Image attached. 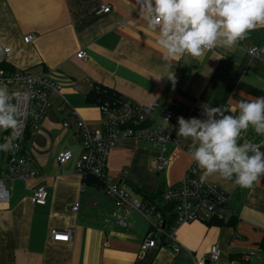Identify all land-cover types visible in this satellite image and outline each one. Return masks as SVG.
Listing matches in <instances>:
<instances>
[{"label": "crops", "instance_id": "crops-1", "mask_svg": "<svg viewBox=\"0 0 264 264\" xmlns=\"http://www.w3.org/2000/svg\"><path fill=\"white\" fill-rule=\"evenodd\" d=\"M103 6L110 11H101ZM143 7L144 0H0V63L6 61L15 71L49 72L61 84V95L53 97V106L26 143L37 176L6 181L10 195L0 203V264H196L208 260L214 244L220 258L207 264H264L259 245L264 236V179L242 188L235 177H207L206 182L231 193L235 224L184 222L174 240L143 249L151 228L147 217L138 210L128 212L79 172L84 148L75 135L77 118L94 130L104 121L99 105L86 99L94 84L139 104H154L151 128L163 123L166 110L172 112L163 128L178 144L168 142L164 150L155 142L126 137L109 150L107 178L143 202L141 191L161 192L178 184L194 161L191 152L199 141L177 133L178 117L206 122L204 106L223 107L224 116L238 117L239 101L264 96V28L249 32L233 48L167 61L158 45L160 28L149 30ZM30 34L36 39L27 43L24 37ZM253 47L258 55L249 53ZM82 49L87 55L77 57ZM168 72H174L175 82ZM155 118L162 119L159 125ZM246 143L264 145V136L250 126L237 140L238 146ZM66 150L73 156L60 163L58 155ZM160 155L168 164L158 172L153 162ZM202 172L198 168L199 176ZM39 187L47 191L45 204L32 197ZM67 228L72 231L70 242L51 238L53 229Z\"/></svg>", "mask_w": 264, "mask_h": 264}, {"label": "built area", "instance_id": "built-area-1", "mask_svg": "<svg viewBox=\"0 0 264 264\" xmlns=\"http://www.w3.org/2000/svg\"><path fill=\"white\" fill-rule=\"evenodd\" d=\"M110 6H103L101 11H110ZM36 35L30 34L24 37L25 42H32ZM5 51H10L9 47ZM249 53L258 55L257 47L249 48ZM87 52L80 50L77 57H85ZM0 84L11 88L10 94L14 96V103L18 109L19 123L16 129H9L7 148L13 145L17 147L7 152V165L0 176V203L9 200L10 189L6 181L13 182L16 179L27 180L37 176L38 171L29 165L30 151L26 148L28 133L33 135L39 123L46 117L53 106V97L61 95V84L54 79L49 72L41 71L33 74L28 71H5L0 70ZM119 103L105 102L99 105L103 117L101 129L94 130L81 118H77L75 135L81 140L84 152L78 161V169L82 176L93 175L102 179L105 183L104 191L112 200L126 208L128 212L138 210L142 212L151 224L142 248L156 247L164 244V239L174 240L176 228L184 222L194 220H220L229 222L233 217L232 195L220 186L208 182L201 183L198 166L195 161L189 167L184 178L176 185L163 191L164 202L174 203L177 213V222L169 230L165 229V221L160 214L156 217L154 207H148L142 200L130 196L118 183H114L106 176L109 150L112 145L126 137H134L139 140L155 142L164 150L166 143L178 144L174 136L164 131V123L172 118V112L166 110L163 114L164 121L156 128L146 127L143 124L152 120L154 104L142 105L133 100L122 98ZM73 114H78L75 110ZM207 114V113H206ZM65 127H71L69 121H64ZM3 131L0 130V134ZM1 140V139H0ZM1 145V141H0ZM260 143L251 144L253 151ZM261 151V148H260ZM73 156L69 150L62 151L58 155L60 163L67 162ZM168 164L164 156H157L153 162V168L161 172ZM32 197L38 204H45L47 191L44 187L33 190ZM79 202L74 210L79 209ZM122 223H125L122 221ZM51 238L54 241L70 242L72 239L71 229H53ZM165 239V240H166ZM175 249L177 250L176 243ZM220 250L216 244L209 250L208 260L218 261ZM196 264H207L206 260L200 259Z\"/></svg>", "mask_w": 264, "mask_h": 264}, {"label": "clouds", "instance_id": "clouds-1", "mask_svg": "<svg viewBox=\"0 0 264 264\" xmlns=\"http://www.w3.org/2000/svg\"><path fill=\"white\" fill-rule=\"evenodd\" d=\"M144 13L148 17L149 30L160 28L158 45L163 57L170 61L185 54L193 58L203 56L217 47L230 49L245 40L248 33L264 28V0H144ZM175 82L174 72L166 75ZM14 96L0 84V130L16 129L18 109ZM239 116L223 115V107L204 106L209 119L190 122L178 117L177 133L184 138L199 141V147L191 152V159L203 170L200 182L218 174L220 179L232 180L242 188H251L264 179V152L258 145H237L241 131L251 126L264 136V96L238 102ZM220 114L221 119L212 116ZM10 139V137H9ZM0 149L3 151L14 150ZM249 152H252L249 155Z\"/></svg>", "mask_w": 264, "mask_h": 264}, {"label": "trees", "instance_id": "trees-1", "mask_svg": "<svg viewBox=\"0 0 264 264\" xmlns=\"http://www.w3.org/2000/svg\"><path fill=\"white\" fill-rule=\"evenodd\" d=\"M5 70V71H15V68H13L9 63L6 61H3L0 63V70ZM123 97L119 94V92L115 91L112 88L106 87L101 84H94L91 90L87 93L86 99L90 103H97L98 105L103 104L105 102H110V103H119L122 101ZM150 121L145 122L143 125L146 127H150L149 125L151 124ZM32 137L31 134L28 133L27 135V142L29 139ZM9 139V129L7 131H3L2 134V144L0 146H3V149H8L7 148V141ZM27 145V144H26ZM3 149H0V176L2 175L3 171L5 170V166H3L4 162L7 163V152L8 151H3ZM94 183L101 188H104L105 183L102 179L93 176V175H87L86 177V183ZM144 195V203L148 207H154L155 208V213H158L162 216V218L165 221V229L169 230L172 226H174L177 222V213L175 210V205L174 203L170 202H164L163 200V191L161 192H153V193H147L146 191H141ZM216 221L219 224L226 223L224 221L220 220H212ZM236 221V218L232 217L229 222L226 224L229 225H234ZM166 239V238H165ZM164 239V241H165ZM260 247L264 248V236L262 240L259 243Z\"/></svg>", "mask_w": 264, "mask_h": 264}, {"label": "rangeland", "instance_id": "rangeland-1", "mask_svg": "<svg viewBox=\"0 0 264 264\" xmlns=\"http://www.w3.org/2000/svg\"><path fill=\"white\" fill-rule=\"evenodd\" d=\"M8 91H9V93H10V89L8 88ZM155 120H156V123L158 124L159 123V121H161L162 119H160V118H155ZM156 124V125H157ZM159 125V124H158ZM157 127V126H156ZM155 127V128H156ZM154 128V127H153ZM1 131H4V130H1ZM8 144V143H7Z\"/></svg>", "mask_w": 264, "mask_h": 264}, {"label": "water", "instance_id": "water-1", "mask_svg": "<svg viewBox=\"0 0 264 264\" xmlns=\"http://www.w3.org/2000/svg\"><path fill=\"white\" fill-rule=\"evenodd\" d=\"M211 261L210 260H207L206 263H210Z\"/></svg>", "mask_w": 264, "mask_h": 264}]
</instances>
